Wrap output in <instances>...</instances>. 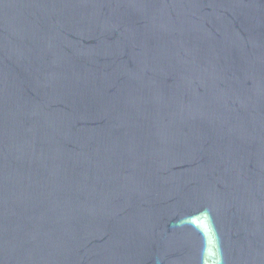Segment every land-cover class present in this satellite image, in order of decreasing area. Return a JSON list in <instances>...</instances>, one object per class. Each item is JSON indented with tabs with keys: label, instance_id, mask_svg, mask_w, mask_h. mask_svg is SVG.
I'll return each instance as SVG.
<instances>
[{
	"label": "water",
	"instance_id": "water-1",
	"mask_svg": "<svg viewBox=\"0 0 264 264\" xmlns=\"http://www.w3.org/2000/svg\"><path fill=\"white\" fill-rule=\"evenodd\" d=\"M0 264H264V0H0Z\"/></svg>",
	"mask_w": 264,
	"mask_h": 264
}]
</instances>
